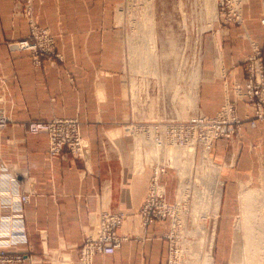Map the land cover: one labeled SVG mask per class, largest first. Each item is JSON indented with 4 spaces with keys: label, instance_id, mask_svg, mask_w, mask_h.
<instances>
[{
    "label": "crops",
    "instance_id": "1",
    "mask_svg": "<svg viewBox=\"0 0 264 264\" xmlns=\"http://www.w3.org/2000/svg\"><path fill=\"white\" fill-rule=\"evenodd\" d=\"M33 1L35 11L42 14V23L53 33H61L59 49L108 48L113 50V64L120 62V52L114 50H119L124 32L118 12L124 0ZM246 2L242 10L244 26L215 21L209 30L210 45L204 51L197 90V110L206 116L214 117L226 103H235L240 117L248 112L243 100L245 63L255 48L264 45V27L260 23L264 0ZM13 4L14 0H0V18H7ZM9 31L10 27L0 21V76H8L13 98L8 107L16 122L0 129V239L15 241L11 253L26 256L15 264H79L80 248L95 237L104 212L122 214L117 234L123 241L114 254H97L93 264H169L174 235L171 221L151 218L146 222L143 208L154 169L162 165L169 167L162 176L167 202L175 208L179 206L178 166L167 164L164 149L151 134L122 132L123 125L135 117L125 97L123 104H118L115 92L109 100L104 91L100 94L97 90L95 103L87 104L68 83L56 85L62 77L67 82L65 74L58 79L54 69L45 74L35 72L28 54L11 53L1 40ZM70 31L97 34L98 40L91 45L90 40L85 44L78 40L67 43L62 34ZM122 45L124 48V42ZM68 62L72 64L70 58ZM76 68L71 73L78 80L82 73H76ZM44 87L53 97L68 90L78 96L71 101V108L69 103L63 106L64 99H58L52 111L77 114L89 144L85 158L70 152L51 156L47 136L27 133V122L48 120L39 113L50 110L37 108L46 106L47 101L42 99L49 95ZM37 90L41 98L35 101ZM209 152L220 168V207L245 186L264 187V126L245 124L233 138L217 139ZM192 154L181 160L203 157L200 147ZM23 195H29L26 203L21 200Z\"/></svg>",
    "mask_w": 264,
    "mask_h": 264
},
{
    "label": "rangeland",
    "instance_id": "2",
    "mask_svg": "<svg viewBox=\"0 0 264 264\" xmlns=\"http://www.w3.org/2000/svg\"><path fill=\"white\" fill-rule=\"evenodd\" d=\"M245 3L246 0H216L215 16L211 0H124L118 6L119 23L124 27L119 42L122 47L114 50L116 53L120 52L121 59L118 64H113L112 49L91 47L59 49L61 33H53L42 23V14L35 11L33 0H14L7 18H0V21L5 22V26L10 27V31L5 33L1 40L11 53L28 54L35 72L45 74L49 69H54L59 76L58 79L65 74L67 82H63L62 77L56 85L68 83L87 104L95 103L97 90L101 92L100 94L105 92L109 100L115 92L118 104H123L121 102L125 97L135 117L131 122L123 125L121 130L124 134L127 133L125 127L131 124L187 122L202 116L215 118L227 106L236 109V115L241 121L237 133H241L245 124L255 128L264 126V121L256 118L254 107L246 98V89L243 100L248 106V112L243 117H240L235 103H226L214 117L198 112L197 90L204 51L210 45L209 30L215 21L244 26L245 18L242 10ZM149 19L152 24L150 27L152 34L147 39L144 30L145 22ZM263 21L264 16L260 18V23L264 27ZM69 28L73 30V26ZM63 37L67 43L78 40L80 44H85L90 40L89 45L98 40L97 34L71 31L62 34ZM137 46L143 47L144 55L142 53L135 56ZM257 50L264 56V45L262 48H255L253 56L245 63L247 81L249 79L247 62L256 55ZM123 55H125L124 59ZM68 58L71 59L72 64L68 62ZM76 60H78L77 65H75ZM75 67H77L76 73H82L78 80H75L71 73L72 68ZM115 72H117L116 77L113 75ZM8 82V76H0L2 93L0 110L11 119L4 128L16 123L8 107L13 100ZM43 90L49 95L42 99L47 101L46 106L40 105L37 108L50 110L47 113H39L40 116H47L48 120L27 122L24 124L27 133H29V125L33 122L72 120L77 122L81 137L87 141L82 135L81 120L76 116L77 114L52 111L56 109L58 99L62 101L64 99L63 106L69 103L68 108H71L74 105L71 101L78 98V96L74 97L76 93L70 90L62 91L61 96L59 94L53 97L50 96L48 88L44 87ZM36 92L35 101L41 98L39 90ZM90 115L96 117L97 114ZM37 135L47 136L50 153L48 135ZM163 149L165 161L173 168L178 166L180 176L179 206L176 208L174 220L171 221L174 235L171 238L169 264L172 261L174 264H232L237 241L240 240L243 244L245 237L251 238L249 236L254 235L256 231V228L253 230L249 227L245 228L246 231L241 230V221L245 218L241 209L243 194L247 192L250 198L248 201H251L248 204L255 206L254 212H251L255 217L251 218V221H260L262 210L258 209L260 205H264V187L245 186L240 194L236 192L230 199L228 198L227 205L220 207L222 195L220 168L210 159V152L202 153L203 157L200 160H192L189 157L188 161H183L182 157L190 155L186 149L179 147ZM260 232L263 251L264 233ZM257 236L251 239L257 241ZM13 245H16L15 241L0 239V256L4 253L3 257L7 258L5 261L0 260V264H15L25 260L26 256L23 254L11 253L10 248ZM262 254L264 256V252ZM263 256L259 248L256 257L246 258L245 261H249L247 264H261ZM16 257H22V260L17 261Z\"/></svg>",
    "mask_w": 264,
    "mask_h": 264
},
{
    "label": "built area",
    "instance_id": "3",
    "mask_svg": "<svg viewBox=\"0 0 264 264\" xmlns=\"http://www.w3.org/2000/svg\"><path fill=\"white\" fill-rule=\"evenodd\" d=\"M264 23V21H263ZM27 45V44H25ZM249 79L246 86V98L252 103L256 118L264 121V56L257 50L256 55L248 62ZM11 119L0 110V128L6 127ZM256 121L253 123L255 125ZM241 121L236 115V109L227 106L215 118L197 117L187 122H158L152 124H131L125 127L128 134L147 133L155 138L161 147H179L188 153H195L200 147L202 153L210 151L213 143L220 138L231 139L240 128ZM31 134H46L50 139L52 156L71 152L77 158L83 159L89 153L88 142L81 137L77 122L72 120H54L50 122H33L29 125ZM169 167L157 166L152 174L148 187L147 199L143 208L145 221L151 218L173 221L176 208L167 202L166 188L162 176ZM29 195L21 196L26 203ZM123 216L104 212L101 215L95 237L87 239L80 248L79 264H93L97 254L112 255L122 245L123 238L117 234ZM172 251V250H171ZM172 254V252H171ZM1 254L0 260H7ZM17 261L22 257H16ZM1 263V262H0ZM174 264V262H170Z\"/></svg>",
    "mask_w": 264,
    "mask_h": 264
},
{
    "label": "bare ground",
    "instance_id": "4",
    "mask_svg": "<svg viewBox=\"0 0 264 264\" xmlns=\"http://www.w3.org/2000/svg\"><path fill=\"white\" fill-rule=\"evenodd\" d=\"M215 2H216V0H211V3H212V11L214 13H215ZM215 16H216V13H215ZM150 22H151L150 19L145 22L146 23L145 24L146 25V28L144 30V33H145V37H147V39H148L149 35L152 34L151 29H150V27L152 26V24ZM148 28L150 30H148ZM154 45H155V43H154ZM142 48L143 47L137 46V49L135 51V56L140 55V54L143 53V50L144 49H142ZM147 49H148V47H147ZM143 55H144V53H143ZM143 58H144V56H143ZM220 190H219V193H221ZM248 199H250V198L248 197L247 192L246 193L244 192L243 199H242V202H241L242 203V206H241L242 208L241 209H242L243 216L245 218H244V221L243 220L241 221V225L242 226L241 225L240 226H241V230L242 229L245 230L246 227H249L250 229L253 228V230H254V228H256L255 234L254 235H251L249 237L252 238V237H256L258 235L257 236V241L252 240L251 238L245 237V242H243V244H242V242H240V240H238L237 243H236V246L234 247L235 249H234V253H233V259L231 260L232 261V264H247V263H249V261L248 262L245 261V260H247L246 258L252 259V258L256 257V255L258 254L259 248H260V254H261V256H263L262 252H264V250L262 251V249H261L262 248V245H263L262 244L263 241L261 240V237H260V235H261V232L260 231H262L264 233V205H262V206L260 205L259 206V209H258V210H262L261 211V217H259L260 221H257V220L251 221V218L255 217V216H252L254 214H251V212L253 211V208L255 206L253 207L251 204H248V203L251 202V201H248ZM257 214L259 215L260 213H257ZM236 227H238V226H236ZM263 257H262V260H261V264H264V258Z\"/></svg>",
    "mask_w": 264,
    "mask_h": 264
}]
</instances>
